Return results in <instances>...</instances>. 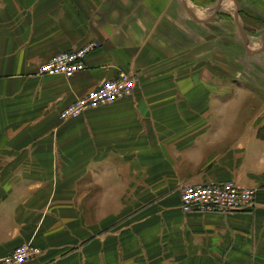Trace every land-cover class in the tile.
Wrapping results in <instances>:
<instances>
[{
	"label": "crops",
	"instance_id": "0c3cea01",
	"mask_svg": "<svg viewBox=\"0 0 264 264\" xmlns=\"http://www.w3.org/2000/svg\"><path fill=\"white\" fill-rule=\"evenodd\" d=\"M187 1L0 0V260L31 245L41 255L23 264H264V77L219 78L207 26L224 24L231 53L217 14L236 7L239 30L264 0H216L203 24ZM91 42L83 72L39 74ZM120 73L130 96L59 120ZM229 181L253 207L181 210L180 186Z\"/></svg>",
	"mask_w": 264,
	"mask_h": 264
},
{
	"label": "built area",
	"instance_id": "2783aa9c",
	"mask_svg": "<svg viewBox=\"0 0 264 264\" xmlns=\"http://www.w3.org/2000/svg\"><path fill=\"white\" fill-rule=\"evenodd\" d=\"M99 46V43L91 42L81 49L58 54L40 66L39 74L71 79L86 69L87 56ZM134 90L133 78L126 73H120L116 78L104 82L63 109L59 114V120L76 119L88 110L112 105L130 96ZM255 194L254 190L240 187L231 181L184 187L180 191L179 206L184 213L228 214L253 207ZM40 255L39 249L23 245L0 260V264H23Z\"/></svg>",
	"mask_w": 264,
	"mask_h": 264
},
{
	"label": "rangeland",
	"instance_id": "374dc122",
	"mask_svg": "<svg viewBox=\"0 0 264 264\" xmlns=\"http://www.w3.org/2000/svg\"><path fill=\"white\" fill-rule=\"evenodd\" d=\"M187 5L189 6V9L193 11L191 12L193 16H191L194 17L192 18L186 12L185 14L187 19L198 24H203L206 23V21L203 19H205L207 15L215 10L217 7V2L216 0H189V2L187 1ZM234 11H236V7H232V5L229 4V6L224 7L221 12L217 14V20H227L230 23L228 24V26H230L229 28H232L233 30L234 44L233 48H230L232 51L231 53H225L229 39L227 41V38H221L222 30L226 29L225 26H222L224 24L217 23V27H215L213 25L210 26L211 23H208L207 26L208 28L216 29L219 32V40L217 43L218 53L215 57L217 61L218 77L224 79H233L235 87L241 88V78L248 79L252 77H264V68L261 65V60L257 58L256 54H253V52L264 49L262 48V38H264V20L256 15H247L241 12L240 18L242 20L240 21L238 17V21L239 25L245 32L244 37L238 30L235 23L236 19L234 16L236 12L234 14ZM226 13L230 14V16H228ZM210 15H213L214 18L216 17L215 12H212ZM202 29L204 30L206 27L203 26ZM226 58H228L229 62L226 60ZM229 65L233 67H230ZM203 67L204 64H201L202 69ZM196 68H199V66H196ZM218 88L220 89L221 87ZM218 98L220 108L224 107L225 103L229 99V97L226 96H219ZM202 106L205 108L204 102L202 103ZM204 184L211 185L216 184V182L186 183L184 186H180V188L195 187L197 185Z\"/></svg>",
	"mask_w": 264,
	"mask_h": 264
},
{
	"label": "water",
	"instance_id": "95a60500",
	"mask_svg": "<svg viewBox=\"0 0 264 264\" xmlns=\"http://www.w3.org/2000/svg\"><path fill=\"white\" fill-rule=\"evenodd\" d=\"M218 9V8H217ZM216 9V10H217ZM188 13L190 14V15H193L189 10H188ZM237 17V16H236ZM239 30H240V33L245 37V32H244V30L242 29V27L241 26H239Z\"/></svg>",
	"mask_w": 264,
	"mask_h": 264
}]
</instances>
